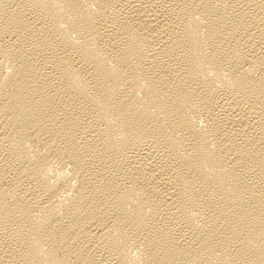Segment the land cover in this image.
Segmentation results:
<instances>
[{
    "label": "bare ground",
    "instance_id": "bare-ground-1",
    "mask_svg": "<svg viewBox=\"0 0 264 264\" xmlns=\"http://www.w3.org/2000/svg\"><path fill=\"white\" fill-rule=\"evenodd\" d=\"M0 264H264V0H0Z\"/></svg>",
    "mask_w": 264,
    "mask_h": 264
}]
</instances>
